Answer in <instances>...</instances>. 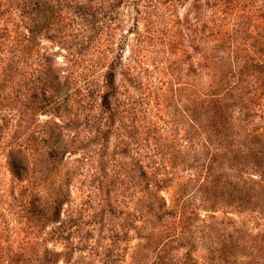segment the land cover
<instances>
[{
    "label": "rangeland",
    "instance_id": "obj_1",
    "mask_svg": "<svg viewBox=\"0 0 264 264\" xmlns=\"http://www.w3.org/2000/svg\"><path fill=\"white\" fill-rule=\"evenodd\" d=\"M262 35L264 0H0V264H40L36 259L51 252L60 254L57 264H148L156 257L151 248L148 258H133L149 234L166 240L160 264L189 248L209 264L202 244H175L173 234L198 231L202 219L225 236L241 223L263 231ZM55 101L59 110L51 108ZM51 127L63 149L61 162L47 167L43 132ZM202 132L235 151L216 161L209 186L212 155ZM189 138L200 160L174 161L171 142L184 150ZM19 146L31 163L21 181L8 159ZM233 158L248 185L236 179ZM62 178L71 198L61 219L49 220L41 212L45 187ZM217 184L222 192L213 189ZM146 186L171 214L145 222ZM253 249L235 251L231 260L226 251L230 261L214 264L244 263Z\"/></svg>",
    "mask_w": 264,
    "mask_h": 264
},
{
    "label": "trees",
    "instance_id": "obj_2",
    "mask_svg": "<svg viewBox=\"0 0 264 264\" xmlns=\"http://www.w3.org/2000/svg\"><path fill=\"white\" fill-rule=\"evenodd\" d=\"M217 21V19H213V20H209L208 23H211V25L208 26L209 29L214 30L216 27L215 22ZM17 38H12L11 41H8V44H12V46H14L15 42H16ZM259 47L264 48V35H262V39H260V41L258 42ZM258 67H260L261 69H264V61L261 60V62H258L257 64ZM105 81L107 83L108 86H113L114 84V75L111 73H108L107 75H105ZM49 86L53 85V83H49L47 84ZM52 92V89L49 88V92L46 90L44 92L45 97H48L47 93ZM112 96L111 91H107L104 93V95L102 96V101H101V106L106 110L107 108H110V97ZM50 98V96H49ZM49 104L47 105V107H50ZM53 107V109L55 110H59L60 109V105L58 103V101L53 102V106H51V108ZM193 124H194V119H193ZM246 127H248L249 123L245 122ZM195 125H192L191 130L193 129ZM243 126V128H244ZM58 125L54 124V128H56V130L58 129ZM223 128H225V124L222 123ZM49 128V125H48ZM203 131L204 128H200ZM199 129V130H200ZM205 133V132H202ZM206 134V133H205ZM208 136V134H206ZM43 136L45 137V142L47 143V150H46V157H47V162L46 165L47 167H49L52 164H56L59 161L61 162V152L63 149V139H61V134H57L55 129H53V127L50 128V130L47 132H43ZM234 136H236L238 139H240V133L236 130V132H234ZM188 143H189V147H184V150H182L181 148L178 147L177 143H174L173 141L171 142V157L174 159H179L181 156L185 155L186 158L193 160L194 163L196 162V158L199 159V157L202 156V153L199 152L198 148L196 147L195 143L193 140H191V138L188 139ZM241 143L237 142L234 143L232 146L230 147H234V146H239ZM22 145V144H20ZM205 148L207 149V151L209 152V154H211L212 156H210L209 158V162H208V168H207V174H205L204 180L207 182V186H209L210 181H212V174L214 175V177H216L215 175V169L213 168L214 165L216 164L217 160H229L231 158V154L235 153V151L231 150L229 147L227 146H223V145H219L215 144L212 140H209V136L206 140V144L204 145ZM25 151L23 150V146H19L18 148H14V150H10L9 154H8V159H9V164L12 170V173L14 175V177L18 180L21 181L23 180L24 177L27 178L28 173L30 172V167H31V163L29 162V160L26 158V156L23 154ZM194 157V158H193ZM174 159V161H175ZM186 159V160H187ZM185 160V163H186ZM200 160V159H199ZM57 165V164H56ZM173 165V164H172ZM231 165L233 166V171H237V176L236 179L240 182H244V184L242 186H246L248 185L247 182V178H245L243 176V174L239 173L242 172L244 173V170H241L240 168V163L239 160H236V158H233V160L231 161ZM176 166H174L175 169ZM68 176V174H67ZM142 176L144 178L147 177V172L146 171H142ZM195 175H193V178H189L188 182H191L192 179H194ZM217 178V177H216ZM215 181V180H214ZM251 181L256 184L255 181H253L251 179ZM264 182V179L261 180V182ZM235 184V183H234ZM239 186H237L236 184V188L242 192V186H240L241 184L238 183ZM260 184V183H258ZM185 185V184H184ZM160 184L157 186V189L159 188ZM186 187V186H185ZM212 188V187H211ZM214 190H219L220 192H222L223 187L219 184L215 185ZM144 193L147 194V199L148 201L144 202L140 212L141 214H143V217L146 221L151 222L152 217H161V212H164L166 214H171L172 211L169 210H164L165 207H167V203L164 200V198H162L161 196H159V194L157 195L156 193H154L153 191L151 192L150 187L146 186L144 188ZM186 191V190H185ZM44 205L42 204V210L41 212L43 213V215L49 218V220H54V221H58L59 219H61V213H62V209L63 207L68 203L69 199L71 198V191L69 188V184H67V179L66 178H62L58 183L57 182H51L50 185H47L45 187V191H44ZM202 193V192H201ZM209 194H206V196L201 199L202 203L205 204L206 202L209 201L208 198ZM189 196V195H188ZM187 196V197H188ZM185 198L183 199V205L185 203ZM179 207H182V201L179 205ZM186 209V208H184ZM183 210V209H182ZM194 212H189V216L191 214H193ZM181 214H183V218L185 220H188V216H186L185 210H183L181 212ZM212 219H215L212 217ZM202 221L204 222V225L201 226V228L198 229V231L192 233V234H186L184 232H182L181 234H176L174 233V241L173 243L176 244V242L179 243H191V244H195V243H200L202 244V246L204 247L205 251L208 253L207 258H204L207 263L209 264H214V262L218 259L221 261H225L226 263L229 262L231 260V258L233 256H235V251L238 252L240 249L249 247L250 249L254 250L253 247H255L257 249V252H252L250 254H246V260L244 263H240V264H255L257 260L263 258L264 256L261 255L264 253V230L261 232H253V230H251L248 226H246V224L241 223L237 224L234 226V230L233 231H227L226 236L225 235H221V231L220 229L213 223V222H208L204 219H202ZM145 230L147 229L146 227L144 228ZM145 241V244H144ZM146 241L148 242L146 244ZM166 241V240H165ZM164 241V242H165ZM163 241L157 242L155 241V236H153L152 234H149L148 236L143 237V243L139 246V249L136 251L134 262H136L138 259V256L141 257L138 261H142L143 259L148 258L149 256V251L151 248L152 252L156 253V257L154 258V260H152L151 262H149L148 264H160L161 259H164V256H161L162 254H166L168 255L167 249H166V244L161 243ZM224 243L225 247L224 249H222V244ZM160 247L158 248V250H156L157 246ZM174 246V244L172 245ZM171 246V252L173 247ZM253 246V247H252ZM258 247V248H257ZM191 248H189V251L186 252L183 256L181 257H168V261L164 262L162 264H202L199 261L195 260V258L191 255ZM231 252L232 255L229 257L230 260H224L222 254L224 252ZM233 251V252H232ZM172 255V253H171ZM58 256H60L59 253L57 252H51L50 257H40L37 258L36 260L40 263V264H57L58 263ZM171 260V261H170ZM137 261V262H138Z\"/></svg>",
    "mask_w": 264,
    "mask_h": 264
}]
</instances>
